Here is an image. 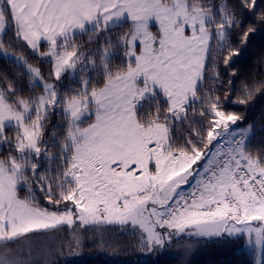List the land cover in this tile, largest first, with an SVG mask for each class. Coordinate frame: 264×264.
<instances>
[{
    "label": "snow or ice",
    "instance_id": "obj_1",
    "mask_svg": "<svg viewBox=\"0 0 264 264\" xmlns=\"http://www.w3.org/2000/svg\"><path fill=\"white\" fill-rule=\"evenodd\" d=\"M262 5L0 0V264L111 227L149 253L239 244L264 264V148L233 108L264 96L235 67Z\"/></svg>",
    "mask_w": 264,
    "mask_h": 264
},
{
    "label": "trees",
    "instance_id": "obj_2",
    "mask_svg": "<svg viewBox=\"0 0 264 264\" xmlns=\"http://www.w3.org/2000/svg\"><path fill=\"white\" fill-rule=\"evenodd\" d=\"M251 23L249 20V24ZM256 26L259 28L258 23ZM126 30L127 26L120 31ZM87 38L84 36L82 39ZM35 62L33 58V63ZM4 65L14 67L0 58V66ZM235 67L240 74L237 87L245 80L264 79V32L258 31L250 37L248 54L244 62ZM48 69L49 65L44 63L42 71L47 74ZM233 108L246 114L245 125L253 124L254 134L250 145L253 151L264 148V96L258 94L246 109L241 106ZM4 155L6 152L0 151V158ZM184 243L182 240L167 251L149 253L147 249L137 246L136 236L117 227L89 231L86 235L65 230L46 239L45 245L50 247L34 249L32 261L33 264H184L185 259H191L193 264H213L214 261L216 264H251L250 254L246 249L240 248L239 244L227 249L216 244H210L207 248L197 247L193 249L192 256L186 258L181 247Z\"/></svg>",
    "mask_w": 264,
    "mask_h": 264
},
{
    "label": "rangeland",
    "instance_id": "obj_3",
    "mask_svg": "<svg viewBox=\"0 0 264 264\" xmlns=\"http://www.w3.org/2000/svg\"><path fill=\"white\" fill-rule=\"evenodd\" d=\"M153 31H156L155 27H153ZM246 126V125H245Z\"/></svg>",
    "mask_w": 264,
    "mask_h": 264
}]
</instances>
